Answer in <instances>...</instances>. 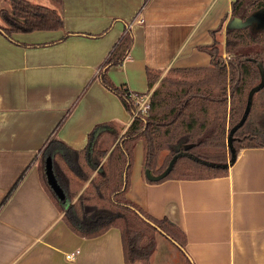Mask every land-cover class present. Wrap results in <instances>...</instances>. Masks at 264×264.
<instances>
[{"label":"crops","instance_id":"0c3cea01","mask_svg":"<svg viewBox=\"0 0 264 264\" xmlns=\"http://www.w3.org/2000/svg\"><path fill=\"white\" fill-rule=\"evenodd\" d=\"M30 1L56 9L63 27L8 37L0 17V264H125L119 227L86 237L67 225L40 174L42 151L50 139L83 150L97 125L112 150L133 117L99 73L121 37L133 43L106 74L145 93L147 68L209 67L215 42L226 55L232 0ZM143 157L138 141L127 197L181 230L187 264H264V148L239 151L225 176L161 183L147 181Z\"/></svg>","mask_w":264,"mask_h":264},{"label":"trees","instance_id":"16d2710c","mask_svg":"<svg viewBox=\"0 0 264 264\" xmlns=\"http://www.w3.org/2000/svg\"><path fill=\"white\" fill-rule=\"evenodd\" d=\"M52 1L60 5L63 0ZM9 2V8L0 9L4 24L1 28L8 37L13 33L63 27V19L54 8L30 0ZM231 5L224 47L228 58H224L215 42L209 49V67L172 68L163 77L162 71L147 68L151 109L147 116L133 118L112 150L110 144L102 147L100 128L104 125H97L89 135V146L83 150L77 151L64 142L50 139L42 151L40 174L65 212L67 225L86 237H96L112 227H119L125 264H151L157 234L168 235L181 248L186 244L184 234L168 218L151 216L127 197L134 165L133 149L138 141L144 144L145 176L148 170L151 175L159 176L177 156L165 177L146 176L151 183L225 176L239 151L264 148V121H251L254 98L264 96V29L254 31L248 21L253 11L264 8V0H232ZM132 43L130 33L123 35L99 73L103 85L115 92L131 113L134 108L126 90L111 82L106 71L124 61ZM254 88L259 89L253 94L245 123L230 135L242 118L249 93ZM106 126L108 132L113 131L110 124ZM165 150L167 153L160 165L159 155ZM47 158L52 161L64 200L55 195L48 183ZM64 165L66 168L62 167ZM94 171L96 175L92 177ZM71 172L79 180L74 181L69 175ZM87 181L89 185L79 194Z\"/></svg>","mask_w":264,"mask_h":264},{"label":"rangeland","instance_id":"374dc122","mask_svg":"<svg viewBox=\"0 0 264 264\" xmlns=\"http://www.w3.org/2000/svg\"><path fill=\"white\" fill-rule=\"evenodd\" d=\"M259 17V19H255ZM264 15H262L261 11H253L251 17L249 18V22L252 25L254 31H259L264 29ZM219 48V47H218ZM221 54L223 55L222 47L219 49ZM224 56V55H223ZM224 58H228V55H225ZM162 77L167 74L166 72L162 73ZM175 77H180L181 74H174ZM187 78L191 79L193 77L187 76ZM158 84V83H157ZM156 84V85H157ZM254 113L251 116V121H255V119H260L264 121V96H256L254 98ZM167 151H163L159 155V164L161 165L164 161V157ZM82 191V189H81ZM156 243L157 246L151 256V264H187V259L184 255L185 251H183L177 244L170 241L168 238L164 237L161 234L156 235Z\"/></svg>","mask_w":264,"mask_h":264},{"label":"water","instance_id":"95a60500","mask_svg":"<svg viewBox=\"0 0 264 264\" xmlns=\"http://www.w3.org/2000/svg\"><path fill=\"white\" fill-rule=\"evenodd\" d=\"M261 13L262 15H264V8L261 10ZM256 20L259 19V17H256L255 18ZM249 21V19H248ZM262 84L259 86L261 87ZM259 88H254L253 90H251V92L249 93V96H248V100H247V104H246V110L242 116V118L240 119V121L238 122L237 125H235L231 132H230V135H232V133H234L238 128H240L244 123H245V120L247 119L248 117V113L250 111V108H251V100H252V97H253V94L258 90ZM232 157H233V149H232ZM177 159V156H174L173 159L171 160V162L169 163L168 167L165 169V171L160 174L159 176H153L150 174L149 170L146 171V176L151 179H160V178H163L165 177L166 174L169 173V171L171 170V167L172 165L174 164L175 160ZM205 164H209L208 162H205ZM46 178L48 179V183L50 184L52 190L54 191L55 195H57L61 200H64L65 199V194L63 193V190L62 188L59 186L58 184V181H57V178H55L54 176V173H53V167H52V161L50 158H47V164H46ZM154 225V224H153ZM170 241L174 242L175 244L178 245L177 242H175L174 240H172L168 235L167 237ZM179 246V245H178ZM180 247V246H179ZM181 248V247H180ZM183 251L184 248H181Z\"/></svg>","mask_w":264,"mask_h":264},{"label":"built area","instance_id":"2783aa9c","mask_svg":"<svg viewBox=\"0 0 264 264\" xmlns=\"http://www.w3.org/2000/svg\"><path fill=\"white\" fill-rule=\"evenodd\" d=\"M127 97L134 108V111L131 113L132 117L134 118L137 115L147 116L150 111V98H151V91H146L145 93H139L134 91H128ZM79 254V250L76 252L66 254V258L68 260H74L75 257Z\"/></svg>","mask_w":264,"mask_h":264},{"label":"flooded vegetation","instance_id":"af4514ba","mask_svg":"<svg viewBox=\"0 0 264 264\" xmlns=\"http://www.w3.org/2000/svg\"><path fill=\"white\" fill-rule=\"evenodd\" d=\"M264 20V19H263Z\"/></svg>","mask_w":264,"mask_h":264}]
</instances>
